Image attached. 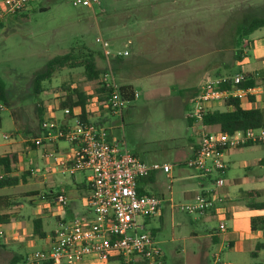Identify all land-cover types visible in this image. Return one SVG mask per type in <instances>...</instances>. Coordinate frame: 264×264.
Instances as JSON below:
<instances>
[{
  "label": "rangeland",
  "instance_id": "374dc122",
  "mask_svg": "<svg viewBox=\"0 0 264 264\" xmlns=\"http://www.w3.org/2000/svg\"><path fill=\"white\" fill-rule=\"evenodd\" d=\"M74 1L37 0L27 10L0 25V79L6 85L9 98V106L4 105L5 109L1 111L0 156L17 150L18 145H21L22 152L31 150V144L27 141L38 132L37 107L40 103L43 107L47 105L48 109L51 108L50 114L56 109L59 95L66 87L80 88L87 93L95 91L96 84L85 80L83 69H65L54 75L51 82L45 83L46 91L37 96L33 78L51 59L69 53L72 48L83 47L92 49L97 55V51L102 48L101 39L109 42L141 32L142 19L152 18V23L148 25L149 34L165 36L167 27L171 24L176 27L172 42L178 55L159 59V63L149 58L148 70L152 74L158 70H165L164 73L150 76L145 83L146 87L139 89L138 98L124 110L123 118L109 115L106 126L119 128L112 132L114 137L124 140L129 151L144 162L173 163L178 148L188 145V137L196 138L194 132L188 130L187 119L192 107L189 101L193 90L202 82V69L195 70L197 63H221L226 69L229 68L234 62L237 28L252 19H264V0H100V8L96 6L94 9L75 7ZM157 5H161V10L153 14L151 8H157ZM112 21L116 24H112ZM137 21L138 24L134 25ZM258 32L263 36L264 28ZM249 48V42L243 41L240 50L246 54ZM123 49L120 43V50ZM179 71L184 72L180 74ZM90 108L96 109L97 105L93 103ZM58 114L60 119L65 118L62 111ZM14 142L19 144L13 145ZM61 146L67 144L62 143ZM30 153L35 154L41 164L45 162L52 167L53 174L49 181L56 186H66L69 194L77 196L73 177L62 174L53 159H45L43 149ZM23 165L27 166L26 163ZM33 170L36 177L42 178L41 182L46 181L48 171L43 165H33ZM188 172L195 173L182 163L175 165L172 173V193L174 204L178 206L185 204L181 192L188 187L186 182L179 181L183 177L180 175L186 176ZM88 175L77 174V181L81 182ZM31 180L28 184L34 183ZM170 180L162 174L158 180L162 186V190L158 191L160 194L151 190L147 191L148 194L163 200L169 199ZM33 189L43 194L45 187L43 183L34 187L20 186L1 190L0 196L19 197ZM24 208L23 214L38 210L29 203H25ZM177 211L174 221L167 215L165 221L139 218L138 222L145 226L147 232L156 234L165 264L213 263L214 254L219 252L218 247L206 243L202 238L200 241L183 240L185 235L182 230L193 229L185 223L181 228L177 223L182 220L190 223L194 216ZM56 224L55 218L45 220V230L53 231ZM156 227L160 230L155 232L154 229H158ZM208 227L219 231V219L210 221ZM196 230L200 232L201 228ZM200 234H203L202 230ZM37 241L34 248L28 249L29 254L44 245L42 240ZM93 259L94 264H126L122 260L104 263L97 257Z\"/></svg>",
  "mask_w": 264,
  "mask_h": 264
},
{
  "label": "built area",
  "instance_id": "2783aa9c",
  "mask_svg": "<svg viewBox=\"0 0 264 264\" xmlns=\"http://www.w3.org/2000/svg\"><path fill=\"white\" fill-rule=\"evenodd\" d=\"M37 0H0V25L8 18L21 14ZM75 7L93 8L101 6L100 0H75ZM107 63L106 71L96 89H110V96L100 109L97 96L91 109V121L97 120L102 111L122 117L130 102L123 98L117 84L111 61L129 56V51L114 52L111 44L100 41ZM131 45V42H128ZM246 75L244 72L231 76L214 77L206 81L199 89L192 103L188 119L198 135V147L187 161V168L199 173L203 178L213 180V192L199 194L191 203L179 205L180 211L188 214H206L215 212L219 216V233L228 230L227 221L220 213L224 197L217 192L226 186V173L229 164L226 155L229 151L244 147L264 144V128L237 131L234 134L222 131L210 132L203 121L212 105L225 102L230 98L242 99L244 91L238 89ZM232 85V89L225 86ZM58 103L64 100L66 93H61ZM135 98L138 95L135 94ZM59 108V105H58ZM4 110V104L0 103ZM60 110V109H59ZM62 111L65 117L74 121L71 126H64L45 118L41 133L29 139L31 145L39 149L54 146L62 142L68 150L48 149L45 159H53L62 174L71 177L89 173L91 189L86 200L90 216L62 223L54 231L46 249L28 255L21 264H89L94 257L108 263L119 259L126 264H164L163 252L156 239L147 232L139 218L149 220L161 214L164 200L154 195L141 194L139 184L154 173H163L172 178L173 166L169 164H148L127 148L124 140L115 138L113 128L106 125L84 124L79 115L80 109ZM7 138V137H6ZM32 177L35 171L30 170ZM14 176V173L12 174ZM5 173L0 168V180ZM52 202L61 209L69 205L64 192L57 193ZM211 264H224L220 252L214 254Z\"/></svg>",
  "mask_w": 264,
  "mask_h": 264
},
{
  "label": "crops",
  "instance_id": "0c3cea01",
  "mask_svg": "<svg viewBox=\"0 0 264 264\" xmlns=\"http://www.w3.org/2000/svg\"><path fill=\"white\" fill-rule=\"evenodd\" d=\"M159 6L161 5H157V8H153L154 6L149 8H151L154 14V11L161 10ZM132 17L135 18V15ZM151 19L152 18L142 19L141 24L143 23V29L141 32H137L136 34L134 33L130 36H126L125 38L109 41L114 52L129 51L130 53L129 56L114 59L111 61V63L117 84L122 88L126 87L132 89L134 96L135 94L138 95L139 89L146 87L145 83L150 76H157L158 74L160 75L165 71L158 70L152 74V72L148 70V63L150 59L159 63V59H169L174 56L177 57L178 55V52L175 51L176 49H173L174 44L172 42V38L174 36L173 32L176 27L173 24L167 27L165 36H162L159 33L149 34L148 25L152 23ZM112 24H116V22L112 21ZM137 24L138 21L134 23V25ZM258 31L253 33L247 39L250 44V48L249 51L244 54L243 61L233 62L231 66H229L231 69H226V67H224L221 63L216 65H213L212 63H197L195 70L202 69V82L196 86L197 88H194L193 96L189 101L191 104L197 97L200 87L206 81L220 75L223 76L227 73L237 74L244 72L249 79L255 82L256 86L254 88L243 90L244 97L240 99L242 108L245 110L264 111V35L261 36ZM128 42H131L132 44L129 45ZM120 43L124 48L123 50H120ZM99 51H101L103 54L102 48ZM98 65L100 68L104 69L105 67L106 69L107 63L105 58L101 59V61L98 62ZM183 66L184 65H180V67ZM183 72L184 71H179L180 74ZM179 76L183 77V75ZM186 87L188 88L189 86ZM46 88L47 87L45 86V89ZM137 98H135V100ZM58 105L59 103L57 101L56 109H53V113L50 114L49 110L51 108L48 109L46 105V107H44L45 118L48 117L53 119L58 124L64 126H71L73 121L72 119L67 117L61 119L59 118L58 113L61 112V110H59ZM212 111L232 112L234 111V108L228 107L226 105V101H221L212 105ZM76 112L79 111L76 110ZM109 115L111 114L102 111L99 115L97 114V120L102 117L108 119ZM121 118H123V115ZM185 118H187V115ZM187 127L188 130H192L194 132L196 138L192 136L188 137V145L186 147L178 148L177 152L175 153L173 163H162L172 165L173 171L175 165L177 164L185 163L186 165L187 161L194 155L195 150L198 147V135L189 119H187ZM206 128L210 132L221 131L219 126H210ZM113 129V131H115L119 128L116 129V127H113ZM18 142H14L13 145H18ZM61 145L62 142H59L54 146H48L42 149L44 152H47V150L51 148L58 149L59 152H65L68 150V145L65 147H62ZM20 148L21 145H18L17 150H12L4 154L6 155L11 152L18 153L19 163L15 166V177H22L23 175L30 173L29 170L33 169V165L34 167H37L38 164L43 165L44 169L48 171V175L45 177L46 181L43 182H41L42 178L40 176H35L34 178L30 175L27 176V182L25 184L21 183L20 185L15 186L20 187L28 185L34 187L40 185V183H43L45 187L43 194L33 189L29 192H26L24 195H20L19 197L16 195L0 196L7 197L18 203V206H15L2 213L9 215L10 222L8 224L0 225V264H14V262L18 260L20 261L18 264H21L22 261L28 255H30L28 253V249L34 248L37 245V239L44 242V245H42L40 250L46 249L50 243L52 234L62 223L91 215L86 204V200L91 189L90 183L87 179L88 176L85 177L86 179H82L81 182H78L77 177L73 176L74 187L77 191V196L73 197L71 194H69L70 192L66 186H56L54 182L49 181L50 176L53 174L52 167L45 162L41 164L39 158H36L35 154L30 153L31 151H38L40 149H26L22 152L20 151ZM22 161L23 163H26L27 166H24ZM226 161L229 164V168L225 177L226 186L217 193L224 197V205L222 206L219 215L222 214L227 221V232L221 234L217 229L213 230L208 227L210 221L216 218L219 219V216L215 212L206 214H189L190 216H194L190 223L182 220L177 224L181 228L184 225H188L191 227V229H193L192 231L188 228L182 230V233L185 235L183 240L190 239L200 241L202 238L206 243L218 247L217 250L221 253V256L223 253L222 261L224 264H264V249L258 253L257 257H252V253L255 251L256 246L258 244L264 245V229L259 228L256 231L252 230V219L264 217V209L261 210L252 208L254 204L264 201V144L231 150L226 155ZM154 163L158 162H149L148 164ZM180 170L183 171L182 168ZM162 174L160 172L154 173L150 178L142 180L139 184V191L147 195H149L147 192L149 190L156 191L157 194H160L158 191L162 190V186L158 184V180ZM180 176L183 177H181L179 181L186 182L188 185L186 190L181 192L185 204L193 202L195 200L194 198H196L199 194L210 193L215 189L213 180L201 177L196 171L195 173L188 172L186 176H184V174H181ZM30 179H33L31 181H34V183L28 184ZM173 181L174 177L172 175L169 186L171 197L169 199H165L163 197L164 203L161 214L158 217V219L162 221H165L167 215H169L172 221H174L177 212H179L177 211V209L179 210L178 205L174 204V197L172 193ZM60 192H64L69 199V205L65 209L57 207L55 203L52 202L54 196ZM257 193H259L261 197L258 196ZM25 203H29L38 210H35L34 213L30 212V214H23ZM54 218L57 222L56 228L51 232H47L45 230V220L47 221ZM36 219H41L43 221L44 232L47 234L46 238L44 239H40L34 235V220ZM198 227L201 228L203 232L202 235L200 234L201 230L200 232L196 230ZM159 230V228L154 229L155 232ZM184 231L187 232L184 233ZM155 239L160 246V242L157 240L156 236ZM224 254H226L225 258ZM89 264H94V261Z\"/></svg>",
  "mask_w": 264,
  "mask_h": 264
},
{
  "label": "trees",
  "instance_id": "16d2710c",
  "mask_svg": "<svg viewBox=\"0 0 264 264\" xmlns=\"http://www.w3.org/2000/svg\"><path fill=\"white\" fill-rule=\"evenodd\" d=\"M264 9V7H262ZM264 28V19L255 18L247 23L239 26L236 32L235 40V51L233 53L234 62H241L244 59V52L240 50L243 41L247 40L253 33ZM237 49V51H236ZM104 59L102 52L97 51V55L92 49L83 47L81 49L72 48L71 51L65 55H60L51 59L44 69L37 72L33 78L34 91L37 96H41L45 91V83L52 81L54 75L65 69H83L85 80L88 83L99 82L102 75L105 73L106 69L100 68L98 65V60ZM231 69V67H229ZM233 73H227L223 76H231ZM222 76V75H220ZM219 77V76H218ZM256 86L255 82L249 79L247 76L244 81L237 86L238 89H250ZM225 89H232V85L224 87ZM110 89L104 87L95 89L94 92L87 93L86 91L71 87L65 88L66 96L64 100L59 103V109L64 111L65 109H70L75 111L80 109L79 118L84 124H96V125H106L108 119L102 117L96 121H91V108L90 105L93 104V100L97 96L100 109H103L102 104L107 101L110 96ZM121 94L124 99L128 100L130 103L135 100L134 93L132 89L126 87H120ZM62 92V93H64ZM0 103L5 106H9L8 91L6 89L5 83L0 79ZM228 107H233L232 112H220L212 111L209 112L203 124L206 127L219 126L220 130L224 133L234 134L237 131H245L249 129H260L264 128V111L262 110H245L241 106V101L239 99L230 98L226 101ZM38 120L39 127L38 132L35 136L39 135L41 131V125L45 118V109L43 104H39L38 107ZM0 109V128L2 124ZM31 150H38L39 148L30 145ZM19 163V157L17 152H11L0 157V168L5 173V177L0 180V190L6 188H12L15 186L25 184L27 182V176L31 174L28 173L22 177H15L14 173L15 166ZM141 193V192H140ZM143 194V193H141ZM254 195V194H253ZM251 195V196H253ZM258 196L261 197L259 193ZM18 206V203L7 197H0V225L8 224L10 222V217L8 214H2L11 208ZM252 208L264 209V201L261 203L254 204ZM259 228L264 229V217L263 218H253L252 219V230L256 231ZM34 235L40 239L46 238V233L43 228V221L41 219L34 220ZM155 239V234H152ZM264 249L263 244H258L255 251L252 253V257H257L258 253ZM119 259H111L109 262H114ZM20 261H15L14 264H18Z\"/></svg>",
  "mask_w": 264,
  "mask_h": 264
}]
</instances>
